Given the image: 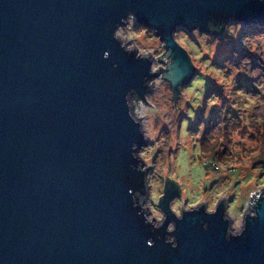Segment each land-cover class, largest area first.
<instances>
[{"label": "water", "instance_id": "1", "mask_svg": "<svg viewBox=\"0 0 264 264\" xmlns=\"http://www.w3.org/2000/svg\"><path fill=\"white\" fill-rule=\"evenodd\" d=\"M129 10L168 39L176 94L194 68L173 30L264 26V0H0V264H264V199L239 238H227L223 206L185 214L175 249L163 241L173 180L164 228L137 216L128 189L143 174L129 168L130 150L144 141L125 97L143 96L150 65L113 39Z\"/></svg>", "mask_w": 264, "mask_h": 264}, {"label": "clouds", "instance_id": "2", "mask_svg": "<svg viewBox=\"0 0 264 264\" xmlns=\"http://www.w3.org/2000/svg\"><path fill=\"white\" fill-rule=\"evenodd\" d=\"M220 24L227 33L223 39V51L220 50L221 39L202 32L199 26L191 28L190 33L182 28L171 32V41L187 53L188 60L193 55L204 58L201 61L189 60L192 68L198 70L192 78H199L197 88L190 89L177 83L175 88L178 95L174 92L173 81L166 78V72L174 63L173 57L169 55L172 49L168 46V39L157 35L159 29L149 30L144 25H138L135 13L129 10L115 25L112 33L113 39L126 54L133 55L136 61H147L150 65L148 75L143 79V96L132 89L125 97L128 117L137 126L144 141L143 144H131L130 155L135 163L129 164L131 170L143 174V186L138 191L128 189V192L133 196V207L139 209L137 216L143 217L144 223L151 226V231L157 232L168 221V215L162 209V201L167 195L165 186L169 185V178H176L179 184V188L175 187L178 195L168 203V209L175 220L167 222L163 237L164 243L173 249L179 246L175 235L177 221H183L185 214L203 210L205 215L215 216L223 206L222 219L227 224L226 236L228 239L239 238L246 231L248 218L254 221L259 218L256 205L264 199V186L257 182L235 194L234 203L232 198L235 190L224 187L229 181L223 178L224 174L216 166L212 153L202 154L207 156V160L199 167L194 165L201 137L213 129L224 130L226 109L236 94L245 97L254 94L239 86L238 76L243 74L252 80L254 89L264 93V32L241 38L244 27L242 23L226 24L221 20ZM229 38L239 40L250 55L241 57L239 52L234 51L232 57L239 61L238 66L230 60H223L224 66L217 67L214 60L218 52L221 58L226 55L231 47ZM252 56L257 57L255 67ZM108 57L109 53L105 52L104 58ZM113 67L118 65L114 64ZM209 67L223 71L209 72ZM224 73H227L226 78ZM209 81L222 90V96L215 91L208 94ZM236 123L233 120L228 124L232 145L241 141L243 147L253 151V154L264 152V142L259 139L249 140L247 135L254 129H259L258 135H264V101L257 98V106L241 112L238 121L240 126L236 133H232V126ZM210 125V130L206 131ZM223 143L228 145V139ZM229 148L230 153L239 151V148H232L231 145ZM220 151H223V147ZM205 173L207 179L204 178ZM240 175L247 176L248 170L241 169ZM204 228H208L207 223ZM147 244L154 246V241L149 239Z\"/></svg>", "mask_w": 264, "mask_h": 264}, {"label": "rangeland", "instance_id": "3", "mask_svg": "<svg viewBox=\"0 0 264 264\" xmlns=\"http://www.w3.org/2000/svg\"><path fill=\"white\" fill-rule=\"evenodd\" d=\"M232 23H242V22H236L231 19H229L226 24H232ZM243 24V23H242ZM139 25V24H138ZM243 30L240 34L241 38L244 35H253V34H259L264 32V26L261 25H250L246 27L247 25L243 24ZM182 27L176 28L181 29ZM184 29V28H182ZM151 30V29H149ZM188 31L189 33L191 31L184 29ZM208 34L214 36V37H219L222 41V44L220 46V50H224V45H223V39L227 35L226 31L224 28H222L220 31H217L216 33L214 32H209ZM231 47L227 50L226 55L221 58L220 53L218 52L216 60H214V64L217 67H223V60H230L233 63L239 64L238 60H235L232 57V52L236 51L240 53L241 57L249 56L250 53L245 49L241 44L239 40H232L229 38ZM190 61H201L203 60V56H190ZM206 58V57H205ZM253 59V65H255V60L257 57L252 56ZM232 69L230 68L229 71ZM209 72L212 71H223L221 69H215L212 67L208 68ZM198 70L194 69V75H196ZM192 76V78H193ZM225 78L227 77V73H224ZM192 78L184 84V86H188L190 89H196L197 85L199 83V78ZM239 80V86L244 87L249 91H252L254 94L252 97H245L242 96L241 94L237 93L236 97L231 100V103L229 104V108L226 109V122H225V128L223 131H220L219 129H213L210 132H206L202 137L201 140L199 141L200 144V150L199 152L196 153V158L194 160V165L196 167H199L200 164H202L205 160H207V156L202 155L205 153H212L213 158L215 159V164L216 166L220 169L221 173L224 174L223 178L228 180L229 183L226 184L224 187L227 189H233L235 190L234 196H233V202L235 203V194H238L239 191L252 184H256L257 182L261 185L264 186V152H260L258 154H253V151L251 150H246L243 147V144L241 141H237L235 145H232L231 139H229L230 133L228 130V124L230 121H237L236 124L232 126V133H236L237 129L239 128V114L244 111H248L252 109L254 106H257V98L260 101H264V93L261 92L260 89H254L252 87V80L249 78L243 76L241 74L238 76ZM223 87V85L221 86ZM183 88V85L181 86ZM215 91L218 95L222 96V90L215 86L214 82L209 81V89H208V94H211V92ZM178 95V93H177ZM226 101V98H223ZM199 116V114H198ZM213 118H215V112L213 113ZM199 122V120L197 121ZM194 127V126H193ZM211 125L209 126L206 131L210 130ZM259 129H254L251 133H247L248 139L249 140H256L259 139L261 142H264V135H258ZM243 135V133H241ZM211 138V139H210ZM228 139V145H224V140ZM229 145L232 146V148H239V151L237 152H231L230 153V148ZM195 147V146H194ZM223 147V151H220V148ZM245 169L248 170V175L247 176H241L240 175V170ZM205 179H207V175L205 173ZM173 180L176 183V178L171 177L169 178ZM177 184V183H176ZM179 187V184H177ZM209 187H212V185H209Z\"/></svg>", "mask_w": 264, "mask_h": 264}, {"label": "trees", "instance_id": "4", "mask_svg": "<svg viewBox=\"0 0 264 264\" xmlns=\"http://www.w3.org/2000/svg\"><path fill=\"white\" fill-rule=\"evenodd\" d=\"M212 29V28H211ZM217 31H220V30H216V29H212V32L214 33H216Z\"/></svg>", "mask_w": 264, "mask_h": 264}]
</instances>
